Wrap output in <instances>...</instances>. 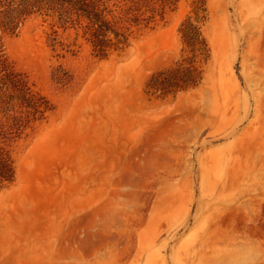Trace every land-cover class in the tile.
Listing matches in <instances>:
<instances>
[{"label": "rangeland", "instance_id": "rangeland-1", "mask_svg": "<svg viewBox=\"0 0 264 264\" xmlns=\"http://www.w3.org/2000/svg\"><path fill=\"white\" fill-rule=\"evenodd\" d=\"M204 8L202 79L168 94L192 0L107 57L41 15L2 33L54 109L8 144L0 264H264V0Z\"/></svg>", "mask_w": 264, "mask_h": 264}, {"label": "trees", "instance_id": "trees-1", "mask_svg": "<svg viewBox=\"0 0 264 264\" xmlns=\"http://www.w3.org/2000/svg\"><path fill=\"white\" fill-rule=\"evenodd\" d=\"M181 0H0V188L15 177L8 144L22 137L54 109L50 99L31 83L4 50L2 33L16 32L33 15H41L52 31L49 40L68 51L83 38L99 57L129 46L144 28L164 19ZM195 17L182 23L183 40L191 54L155 73L149 82L154 92L168 94L197 85L202 79L199 56L208 57V43L200 22L206 0H192ZM59 28L73 31L74 40H58Z\"/></svg>", "mask_w": 264, "mask_h": 264}]
</instances>
